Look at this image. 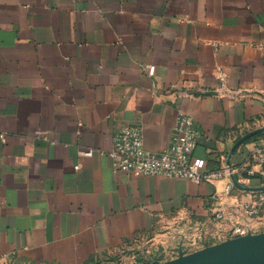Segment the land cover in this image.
<instances>
[{
  "label": "crops",
  "instance_id": "obj_1",
  "mask_svg": "<svg viewBox=\"0 0 264 264\" xmlns=\"http://www.w3.org/2000/svg\"><path fill=\"white\" fill-rule=\"evenodd\" d=\"M263 92L264 0H0V264L154 263L186 232L232 234L252 192L222 196V220L216 200L230 177L264 185V131L228 163L264 128ZM180 113L193 155L233 175L114 168L117 131L161 152Z\"/></svg>",
  "mask_w": 264,
  "mask_h": 264
},
{
  "label": "built area",
  "instance_id": "obj_2",
  "mask_svg": "<svg viewBox=\"0 0 264 264\" xmlns=\"http://www.w3.org/2000/svg\"><path fill=\"white\" fill-rule=\"evenodd\" d=\"M149 74L154 73L152 65L146 66ZM264 99V92L261 94ZM176 136L174 141L161 152L149 151L145 148L144 134L141 126L127 125L116 132L110 155L116 170L129 171L136 176L161 175L166 177H177L191 180L197 184L202 182H214L233 175L235 167L222 159L217 168L209 169L206 160L200 156H194L193 152L198 144L199 132L195 127L191 115L180 113L175 125ZM85 154H92L86 151ZM259 154H252L255 158ZM264 159V155H260ZM254 175L255 172L250 170ZM264 175V170L261 171ZM242 183V181H238ZM243 184V183H242ZM236 189L234 180L230 177L225 186V195H219L216 200L214 217L222 220L226 218L227 211L223 208L225 200ZM251 199L248 201H237L234 203L233 232H244L240 221L243 216H257L264 212V190L251 191Z\"/></svg>",
  "mask_w": 264,
  "mask_h": 264
},
{
  "label": "rangeland",
  "instance_id": "obj_3",
  "mask_svg": "<svg viewBox=\"0 0 264 264\" xmlns=\"http://www.w3.org/2000/svg\"><path fill=\"white\" fill-rule=\"evenodd\" d=\"M247 192L244 194L248 199L250 196ZM247 217L252 224L244 225L240 221L243 233L232 231V234L219 233L205 238L204 235L197 236L196 231L186 232L178 237L175 246L162 247L165 249V255L160 257L159 261L174 260L180 254L188 256L198 252L201 257L197 259V264H264V247L260 244L264 242V212ZM143 260L144 264H154L151 259Z\"/></svg>",
  "mask_w": 264,
  "mask_h": 264
},
{
  "label": "water",
  "instance_id": "obj_4",
  "mask_svg": "<svg viewBox=\"0 0 264 264\" xmlns=\"http://www.w3.org/2000/svg\"><path fill=\"white\" fill-rule=\"evenodd\" d=\"M264 131V128H258V129H255V130H252L251 132L245 134L244 136H242L237 142L236 144L234 145L232 151L230 152V155H229V164H231V159H232V156L234 154V151L237 149V147L243 143L245 140H247L248 138L260 133ZM234 183H235V186L237 188H239L240 190H245V191H258V190H264V185L263 186H257V187H249V186H244L242 185L241 183H239L236 179H234ZM201 257V254L196 252V253H193L191 255H182L180 254L179 257H177L176 259L174 260H168V261H165V262H160L159 260H157L156 262H154V264H197L198 262V258Z\"/></svg>",
  "mask_w": 264,
  "mask_h": 264
},
{
  "label": "bare ground",
  "instance_id": "obj_5",
  "mask_svg": "<svg viewBox=\"0 0 264 264\" xmlns=\"http://www.w3.org/2000/svg\"><path fill=\"white\" fill-rule=\"evenodd\" d=\"M262 247H264V242L260 243Z\"/></svg>",
  "mask_w": 264,
  "mask_h": 264
}]
</instances>
